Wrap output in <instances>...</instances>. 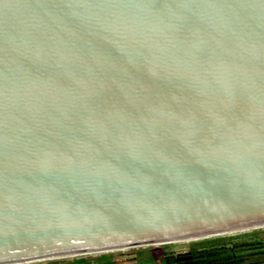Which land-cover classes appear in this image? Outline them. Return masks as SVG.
Listing matches in <instances>:
<instances>
[{"label": "water", "instance_id": "water-1", "mask_svg": "<svg viewBox=\"0 0 264 264\" xmlns=\"http://www.w3.org/2000/svg\"><path fill=\"white\" fill-rule=\"evenodd\" d=\"M264 230V0H0V264Z\"/></svg>", "mask_w": 264, "mask_h": 264}, {"label": "rangeland", "instance_id": "rangeland-1", "mask_svg": "<svg viewBox=\"0 0 264 264\" xmlns=\"http://www.w3.org/2000/svg\"><path fill=\"white\" fill-rule=\"evenodd\" d=\"M211 239L225 240L222 244L229 240L235 248L234 253L237 264H264V230L210 238L208 240ZM201 242L203 240L107 255L103 258L83 259V263L71 261L59 264H142L145 260H153V264H170L164 258L170 259L171 257L175 260L173 264H181V259L177 257L186 256L189 250L201 247Z\"/></svg>", "mask_w": 264, "mask_h": 264}, {"label": "trees", "instance_id": "trees-1", "mask_svg": "<svg viewBox=\"0 0 264 264\" xmlns=\"http://www.w3.org/2000/svg\"><path fill=\"white\" fill-rule=\"evenodd\" d=\"M224 241L225 240L204 239L203 242H201V247L191 249L186 256H179L177 258L181 259V264H237L234 246L229 240L226 241L225 244H222ZM101 257L103 258L104 256ZM164 259L170 264L175 262L172 257L170 259ZM77 262L83 263L84 260H77ZM153 262V260H145L142 264H153Z\"/></svg>", "mask_w": 264, "mask_h": 264}]
</instances>
